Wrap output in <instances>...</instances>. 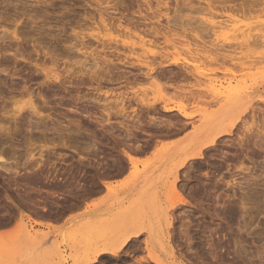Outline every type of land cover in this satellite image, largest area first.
I'll return each mask as SVG.
<instances>
[{
    "label": "rangeland",
    "instance_id": "1",
    "mask_svg": "<svg viewBox=\"0 0 264 264\" xmlns=\"http://www.w3.org/2000/svg\"><path fill=\"white\" fill-rule=\"evenodd\" d=\"M46 1L0 0V45L8 51L5 57L0 52V119L3 114L1 111L3 104H8L12 110L17 106L16 111L18 108H24L22 114L30 116L27 104L32 97L42 115L56 116L55 118L63 125L77 123L76 121L80 119L78 122L82 123V127L84 124L86 129L82 128L84 131L80 132L74 125L68 128L57 125L60 129V133L59 131L57 133L54 132V126L49 123L50 131L46 130L45 137L42 133H38L41 129H46L44 127L37 132L36 128L21 125L17 128L12 118L4 121V124H8L5 126L10 127L12 132L7 137L4 130V137L8 140L5 139L3 141L5 143L0 140V143L2 142L0 153L3 150L1 146L2 148L5 146L4 150L7 153L5 152L3 156L11 163V167L9 165L6 167L10 170L14 169L9 176L7 172L0 171V222L2 223H0V264L86 262L93 258L98 246L102 247L105 243L112 242L121 228L130 227L136 221L143 225L156 224L160 222L159 217L163 213L166 216L162 221L166 229L167 257L173 261L182 264L189 262L190 264H264V144L260 140L252 141L264 130V0L256 1L259 2L258 4L253 3L254 8H251V11L246 5L248 2L250 4V1L252 4L253 0H49L52 1H48L49 3ZM141 17L143 18L140 19ZM168 21L170 24H167ZM135 26H139L138 29ZM152 29L153 35L155 31H159L158 37L149 33ZM93 38H99L107 43L115 42L117 44H113L119 46L118 48L122 45L119 50H123H121L122 58L125 60L124 66L120 65L121 69L131 70L138 76L131 77L128 82H109L105 79L91 82L85 75L87 71L93 72L95 69L91 70V68H99L101 65L104 67L102 61L106 55L107 59H114L109 53L105 54L101 51V46ZM113 44L112 46L115 47ZM125 46L127 49L123 48ZM130 47L133 48L130 49L131 51ZM17 51L19 59L14 55ZM21 54L23 58L20 57ZM98 61L100 64L97 63ZM35 63H45L44 67L49 72L48 78ZM136 65L137 68H134ZM148 67L159 70L153 72L152 75L155 77L146 76L148 72L150 73ZM67 71L77 76H71ZM54 78L64 83L65 87H62L58 81H53ZM167 78L170 80L168 81ZM154 79L161 83L165 82L166 88L163 92L154 89L152 85ZM77 84H80V87ZM209 84H215L219 88L236 86L238 90L235 87L234 90L239 99L249 98L252 101V106L256 110L253 113L256 114L249 111L244 115L246 118L243 117L238 124L243 133L240 127L235 130L241 136V133L245 134L249 127L246 134L249 135L250 141L246 139L245 149L244 146L237 145V134L224 138V140H229L230 137L236 139L231 142L233 146L230 143L231 139L225 140L224 144L221 142L223 145L220 144L218 148L223 147V150L214 153L210 151L212 157L208 152L205 160L190 162L186 165L188 167L178 174V183H176L175 172L184 158L181 152L187 148V136L192 131L191 124H185V119L177 113V110L181 109L187 114L194 113L195 126H197L198 119L204 111H212L217 107L213 99L206 95L205 90L209 88ZM62 88L67 90L63 91ZM79 96L80 101L77 99ZM43 98L48 102V106ZM144 99L160 100L159 107L163 104L161 101L165 99L173 111L167 113L161 110L159 114L151 113L152 116H149L141 106V101ZM75 109L79 110V113ZM119 110L123 112L121 115ZM107 113L111 114L110 117ZM248 113L250 116H247ZM36 118L34 121L45 124V120ZM2 123L1 121L0 124ZM245 124L250 126L244 128L247 126ZM85 130L88 133L85 134ZM128 130L133 132L131 137L127 135ZM71 131L74 132L70 134ZM61 133L62 136H59ZM170 138L174 139L166 140ZM254 142H259V146L257 143H255L257 147L255 144L252 145ZM138 145L142 148L140 152ZM127 148L130 152L135 149L138 152L134 151L135 155H139L137 170L145 176H141L136 183L130 181V177H127L124 183L116 185L105 183V180L110 178L111 171L114 175L116 173L115 176H119V173L122 175L128 173V170H125L124 174L119 170L120 164L126 161L123 152ZM247 148L248 151L245 152ZM222 151H224L223 155L226 152V158L220 156ZM246 154L250 155V158ZM41 155H44L43 158ZM106 168L110 169L107 170L108 173ZM15 169L21 172V180L15 177ZM33 169L35 172L30 174ZM102 170L99 176V171ZM32 179L33 182H30ZM91 181L94 183L92 184ZM233 183L235 186H232ZM104 185L109 186L110 189H106ZM130 186L136 188L131 190ZM98 188L101 190H97ZM104 188L107 190L105 197L90 202L92 197L102 194ZM94 189L98 193L97 191L92 193L95 192ZM85 190L88 193L85 194ZM50 192L54 194L51 195ZM142 193L153 199V206L148 209V213L142 209L139 201L143 196ZM120 195L122 198H119ZM230 196L231 200H229ZM30 197L33 199V207L29 205ZM161 197H164L167 203L165 207L162 206ZM182 197L185 198V203L177 204L176 208H173V204L183 200ZM247 197L251 199L248 200ZM241 199H246L245 204H241L244 202ZM232 211L233 213L235 211V215L231 216L233 219L229 216ZM62 223L64 225L58 230L57 225ZM37 227H43L45 230H38ZM181 230H186L185 233L188 231L187 236H191L190 240L183 231L179 232ZM143 235L139 242L137 239L134 242L131 240L120 256L112 259L108 258L112 256L104 255L99 257L101 260L96 264H133L142 258H149L152 256V252L147 250L149 235L148 233ZM142 240H145L144 243ZM236 243L239 250L236 249L237 246L234 247ZM188 244L191 246L189 247ZM143 247L147 257L119 258L121 255L129 254V249ZM235 251L239 252V255ZM145 264L155 263L149 261Z\"/></svg>",
    "mask_w": 264,
    "mask_h": 264
},
{
    "label": "bare ground",
    "instance_id": "2",
    "mask_svg": "<svg viewBox=\"0 0 264 264\" xmlns=\"http://www.w3.org/2000/svg\"><path fill=\"white\" fill-rule=\"evenodd\" d=\"M38 1H40V0H38ZM42 1V0H41ZM49 0H47L46 1V3H49V2H52V1H49ZM131 1V0H130ZM225 1V0H224ZM248 1V0H247ZM246 1V2H247ZM256 1H258V0H253V2H252V4H251V1H250V4H249V2H248V4L246 5L249 9H250V11L254 8L253 6H254V4L253 3H259V2H256ZM259 1H261V0H259ZM263 1V0H262ZM128 2V1H127ZM245 2V1H244ZM43 3V2H42ZM45 3V2H44ZM121 3V2H120ZM132 3H134V2H132ZM20 4V3H19ZM23 3H21L20 5H22ZM51 4V3H50ZM117 4V3H116ZM127 4V3H126ZM130 4H131V2H130ZM246 4V3H245ZM256 4V6H258ZM54 5V4H53ZM53 5H52V7H53ZM113 6H116V5H113ZM121 6V5H120ZM255 6V7H256ZM112 7V6H111ZM116 7H118V6H116ZM122 7V6H121ZM252 8V9H251ZM259 8V7H258ZM264 8V7H263ZM123 9V8H122ZM129 9V8H128ZM256 9V8H255ZM258 10V9H257ZM261 10V9H260ZM117 11V10H116ZM121 11V10H120ZM123 12V11H122ZM121 12V13H122ZM126 13H128L127 11H125ZM110 13V12H109ZM108 13V14H109ZM113 13H114V11H113ZM116 13V12H115ZM120 13V12H119ZM124 13V12H123ZM123 15V14H122ZM107 16V15H106ZM127 16V15H126ZM128 16H129V13H128ZM131 16H133V15H131ZM130 16V17H131ZM123 17V16H122ZM124 17H125V15H124ZM146 17V16H145ZM110 18V17H109ZM128 18V17H127ZM126 18V19H127ZM143 17H141L140 19H142ZM129 19V18H128ZM144 20H146V19H144ZM144 20H141V21H144ZM127 21H129V20H126V22ZM138 21V20H137ZM103 22V21H102ZM121 22V21H120ZM125 22V21H124ZM123 22V23H124ZM129 22H131V21H129ZM145 22V21H144ZM170 21H168L167 22V24L169 23ZM108 23V22H107ZM132 23H134V22H132ZM131 23V24H132ZM136 23H139V22H136ZM151 23V22H150ZM104 24V23H103ZM106 24V23H105ZM104 24V25H105ZM109 24V23H108ZM111 24V23H110ZM170 24V23H169ZM107 25V24H106ZM117 25V24H116ZM125 25H126V23H125ZM130 25V24H129ZM128 25V26H129ZM144 25H146V24H144ZM261 25V24H260ZM113 26V25H112ZM120 26V25H119ZM147 26V25H146ZM150 26V25H149ZM259 26V25H258ZM257 26V27H258ZM263 26H264V24H263ZM118 27V26H117ZM121 27V26H120ZM139 27V26H138ZM138 27L137 26H135V28L136 29H138ZM143 27V26H142ZM170 27V26H169ZM256 27V26H255ZM125 27H123V29H124ZM144 28V27H143ZM150 28V27H149ZM154 28H155V25H154ZM120 29V28H119ZM151 29V28H150ZM156 29H157V27H156ZM133 30H134V28H133ZM143 30V32H144V29H142ZM142 30H141V32H142ZM131 31V30H130ZM137 31V30H136ZM152 31V32H151ZM149 33H152V35H153V29L151 30ZM261 31V30H260ZM264 31V30H263ZM129 32V31H128ZM133 32V31H132ZM140 32V33H141ZM19 33V32H18ZM158 33H159V31L158 32H154V35H155V37H156V35H157V37H158ZM11 34V33H10ZM160 34V33H159ZM7 35V34H6ZM6 35H4V36H6ZM9 35V34H8ZM14 35L15 36H18V35H16L15 33H14ZM148 35V34H147ZM146 35V36H147ZM153 35V36H154ZM11 36V35H10ZM149 36V35H148ZM7 37V36H6ZM2 38V37H1ZM13 38V37H12ZM12 38H11V41H12ZM141 38V37H140ZM96 42H97V44H99L100 46H101V51H103V52H105V54H106V52L107 53H109L112 57H114V59H107V55H106V57L103 59V65H104V67L101 65V66H99V68L98 67H96V68H91V70H94L93 72H89L88 73V71H87V74H85L86 73V71H85V73L84 72H82V74L84 75H86V76H88V78H89V80L91 81V82H93V81H102V80H104L105 79V81H109V82H113V81H129L130 79H131V77L132 78H135L136 76H138L137 74H135L134 72L132 73L131 72V70H128V68H127V70L128 71H126V70H122L121 69V66L123 65L124 66V64H123V61L125 60V58H122V56H123V53H122V51L121 50H119L121 47H122V45H121V47L120 48H118L119 46H115L117 43H115V42H113V43H115V45L113 44V43H107V42H105V41H103V40H101V39H99V38H93ZM3 40V39H2ZM14 40V39H13ZM17 40V39H16ZM4 41V40H3ZM10 41V42H11ZM22 41V40H21ZM2 42V41H1ZM14 42V41H13ZM12 42V43H13ZM83 42H85L84 40H83ZM96 42H94V43H96ZM147 42V41H146ZM3 43V42H2ZM4 44V43H3ZM17 44V43H16ZM112 44L115 46V47H113L112 46ZM15 45V44H14ZM214 45H212V47H213ZM4 47V46H3ZM8 47H10V45L8 46ZM128 47V46H127ZM228 47V46H227ZM12 48H13V46H12ZM15 48V47H14ZM68 48H70V47H68ZM124 49L126 48V46L125 47H123ZM10 49H11V47H10ZM43 49V48H42ZM71 49V48H70ZM127 49V48H126ZM131 49V47L129 48V50ZM133 49V48H132ZM131 49V50H132ZM135 49V48H134ZM212 49V48H211ZM9 50V49H8ZM12 50V49H11ZM14 50V49H13ZM44 50V49H43ZM68 50V49H67ZM130 50V51H131ZM215 50V49H214ZM70 51V50H69ZM71 51H73L72 49H71ZM0 52L2 53V55H4V57L6 56V53L8 52L7 50H5L4 48H2L1 47V45H0ZM11 52H13V51H11ZM47 53H48V51H47ZM19 53H18V51L14 54L15 55V57L17 58L19 55H18ZM48 54H50V53H48ZM51 54H53V53H51ZM45 55H47L46 53H45ZM223 55V54H222ZM20 57H22L23 58V56H22V54L20 55ZM56 57V56H55ZM58 57V56H57ZM224 57H226V56H224ZM16 58H14V59H16ZM49 58H51V57H49ZM53 59H54V57H52ZM111 58V57H110ZM122 58V59H121ZM227 58H228V56H227ZM7 59V58H6ZM17 59H19V58H17ZM100 59V58H99ZM9 60V59H8ZM7 60V61H8ZM101 60H102V58H101ZM46 61V60H45ZM164 61H165V59H164ZM225 61H227V60H225ZM128 62V61H127ZM228 62V61H227ZM40 63V62H39ZM39 63H35L36 64V66H38V67H40V69H41V71H43L44 72V74H45V77H47L48 78V76H49V72L45 69V67H44V65H45V63H43V64H39ZM57 63V62H56ZM97 63H99L100 64V62L98 61ZM162 63V62H161ZM102 64V63H101ZM128 64V63H127ZM163 64V63H162ZM174 64H176V63H174ZM54 65V64H53ZM83 65V64H82ZM121 65V66H120ZM125 65H126V63H125ZM132 65V64H131ZM130 65V66H131ZM71 66V65H70ZM85 66V65H84ZM87 66V65H86ZM95 66H96V64H95ZM97 66H98V64H97ZM119 66V67H118ZM128 66V65H127ZM82 67V66H81ZM92 67H93V65H92ZM101 67H103V68H101ZM133 67V66H132ZM131 67V68H132ZM137 68V65L136 66H134V68ZM140 67V66H139ZM84 68V67H83ZM87 68V67H86ZM149 68V67H148ZM164 68V67H163ZM89 69V68H88ZM125 69V68H124ZM140 69V68H139ZM36 70H38V69H36ZM69 70V69H68ZM87 70V69H86ZM122 70V71H121ZM157 70V69H156ZM154 68H149V71H150V73L148 72V74H146V76H154V75H152L153 74V72L154 71H156ZM164 70V69H163ZM166 70V69H165ZM164 70V71H165ZM179 70H181V69H179ZM90 71V70H89ZM130 71V72H129ZM141 71V70H140ZM139 71V72H140ZM158 72H159V70H157ZM68 72V71H67ZM69 72H71V70H69ZM68 72V73H69ZM73 72V71H72ZM81 72V71H80ZM138 72V71H137ZM142 72H144V71H142ZM162 72V71H161ZM184 72V71H183ZM157 73V72H156ZM163 73V72H162ZM167 73H168V71H167ZM173 73V72H172ZM70 74V73H69ZM105 74H106V76H105ZM169 74V73H168ZM175 74V73H174ZM64 75H66V74H64ZM71 75V74H70ZM73 75H74V73H73ZM73 75H71V76H73ZM84 75V76H85ZM164 75V74H163ZM170 75V74H169ZM168 75V77L170 78V76ZM173 75V74H172ZM75 76H77L76 74L74 75V77ZM108 76V78H105V77H107ZM178 76V75H177ZM155 77V76H154ZM157 77V76H156ZM164 77V76H163ZM66 78V77H65ZM169 78H167V80L169 81L170 79ZM67 79V78H66ZM70 79V78H69ZM72 79V78H71ZM87 79V78H86ZM140 79V78H139ZM164 79V78H163ZM166 79V78H165ZM176 79V78H175ZM74 80V79H73ZM84 80H85V78H84ZM88 80V79H87ZM88 80V81H89ZM143 80V79H142ZM155 80V79H154ZM174 80V79H173ZM53 81H58L61 85H62V87H65L64 86V83H62V82H60V80H58V79H56V78H54V80ZM79 81V80H78ZM104 81V82H105ZM136 81V80H135ZM137 81H138V79H137ZM161 81V80H160ZM166 81V80H165ZM80 82H82V81H80ZM139 82H141V80L139 81ZM167 82V81H166ZM231 82V81H230ZM229 82V83H230ZM83 83V82H82ZM86 83V82H85ZM100 83H102V82H100ZM124 83V82H123ZM165 83V82H164ZM164 83H161V82H158L157 80H155L154 81V83L152 84L153 85V87H154V89L156 88L159 92H163L164 90H165V88H166V86H165V84ZM103 84V83H102ZM118 84V83H117ZM135 84H137V83H135ZM78 86L80 85V84H77ZM83 85H84V83H83ZM100 85V84H99ZM115 85V84H114ZM133 85H134V83H133ZM148 85V84H147ZM152 85L150 86V87H152ZM77 86V87H78ZM209 86V88H206V95H208L210 98H212L213 99V102H215L216 104H217V107H216V109H214V110H212V111H204L201 115H200V118L198 119V122H199V124L197 125V126H195V123H196V117L193 115L194 113H192V114H187L186 112H184L183 110H181V109H178L177 111V113H179L184 119H185V124H191V128H192V131L190 132V134H189V136H187L188 137V146H187V148L186 149H184V151L182 150V152L181 153H183V156H184V158L181 160V163H180V165L177 167V169H176V172H175V181H177L178 180V174L181 172V170H183L185 167H186V165H189V163L190 162H193V161H195V160H197L198 162H199V159L201 160V159H204L205 157L207 158V153L209 152L211 155V157L213 156L212 155V153L211 152H217V151H221V150H223L221 147V149L220 148H218V146L221 144V142L224 144V142H225V140H228V139H225L224 140V138H228V136H231V135H233V134H237V145L238 146H240V147H243L244 146V148L246 149V147H245V145H247V143H245L248 139H249V135L248 134H246L247 133V130L249 131V127H248V125L250 124H245V125H247V126H244V128L245 127H248L247 128V130H246V133L245 134H242L243 132H242V130H241V127L240 126H238V124L239 123H241V121H242V118L244 117V115L247 113V112H251V113H253L254 111H256V110H254V108H253V106H252V101L249 99V98H247V99H239L237 96H236V86H234V87H225V88H222V87H220L219 88V86L217 87V85H215V84H213V85H208ZM80 87V86H79ZM67 88V87H66ZM66 88H62L63 89V91H66L67 89ZM177 88V87H176ZM79 89V88H78ZM148 89V88H147ZM146 89V90H147ZM235 89V90H234ZM240 89V88H239ZM55 90V89H54ZM167 90H168V88H167ZM238 90V89H237ZM81 91V90H80ZM150 91V90H149ZM146 93H147V91H145ZM150 93V92H149ZM41 94V93H40ZM55 94V93H54ZM8 95H10V94H8ZM18 95H20V94H18ZM5 96V95H4ZM7 96V95H6ZM85 96V95H84ZM83 96V97H84ZM11 97V96H10ZM38 97H40V95L38 96ZM43 97V96H42ZM78 97V96H77ZM64 98V97H63ZM85 98V97H84ZM35 99V98H34ZM38 99V98H37ZM68 99V98H67ZM79 101H80V96H79V98H77ZM82 99V98H81ZM89 99V98H88ZM124 99V98H123ZM122 99V100H123ZM46 100V99H45ZM83 100V99H82ZM81 100V101H82ZM85 100V99H84ZM83 100V101H84ZM43 101H44V98H43ZM85 101H87V100H85ZM128 101V100H127ZM6 102V101H5ZM36 101L35 100H33L32 99V97H31V99H30V101L28 102V104H27V111H29L30 113H31V115L30 116H27V115H25L24 113L22 114V112H23V110H24V108H18L17 109V111L15 110V108H17V106H14V110H12V109H10V106L8 105V104H3L2 106H1V111L3 112V114H2V118L0 119V122L2 121L3 123L2 124H0V140H2V142L5 140V139H7L8 140V136H10L11 135V128L10 127H6L8 124H4V121H6V120H8L7 118H12L13 120H12V122L13 123H15V125H16V127L18 128V125H21V126H26V127H31L32 129L34 128H36V131L38 130H40V128L42 127H44V128H46V129H41L38 133H42V135H44L45 136V134H47L46 133V130H49L50 131V128H48L49 126V123L50 124H52L53 126H54V132H57L58 133V131H59V133H60V129H59V126L62 128V127H65V128H68V127H70V126H72V125H74L78 130H80V132H81V130L82 131H84L82 128H84V129H86V127H85V125L83 124V126L84 127H82V123L81 122H78V121H80V119L78 120V121H76L77 123H70L69 125H65V123H64V125H63V123L61 122V121H59L58 119H56L54 116L52 117L51 116V114H49V115H42V113H41V110L39 109V106L35 103ZM38 102V101H37ZM44 102H47V101H44ZM43 102V103H44ZM66 102H67V100H66ZM160 102V100H153V101H149V100H142L141 101V106H143L142 108H144V110L148 113V115L150 116H152V114L154 113V115L155 114H159L160 113V111L162 110V111H164V112H167V113H169V112H172L173 111V108H170L169 106H168V103L166 102V100L165 99H163V101H161L163 104H162V106L161 107H159L158 106V103ZM6 103H8V102H6ZM121 103V102H120ZM48 104V102L46 103V106H48L47 105ZM69 104V103H68ZM161 104V103H160ZM262 104V103H261ZM71 105V104H70ZM73 105V104H72ZM8 106H9V108H8ZM125 106V105H124ZM257 106V105H256ZM54 107V106H53ZM83 107H85V105L83 106ZM127 107H128V105H127ZM131 107V106H130ZM258 107V106H257ZM256 107V108H257ZM50 109H52L51 107H50ZM84 109H86V108H84ZM88 109V108H87ZM122 108H120V110H121ZM76 110V109H75ZM83 110V109H82ZM89 110V109H88ZM87 110V111H88ZM119 110V115H121V113H123L122 111H120ZM126 110V109H125ZM90 111V110H89ZM124 111V110H123ZM143 111V110H142ZM144 111V112H145ZM262 111V110H261ZM260 111V112H261ZM76 112H78L79 113V110H76ZM260 112H258V113H260ZM263 112V111H262ZM81 113V112H80ZM90 113V112H89ZM88 113V114H89ZM143 113V112H142ZM152 113V114H151ZM81 114H84L83 112L81 113ZM110 114V113H109ZM108 113H107V116L109 115ZM125 114V113H124ZM123 114V115H124ZM134 114V113H133ZM249 115H247V116H250V113H248ZM253 114H256V113H253ZM262 114V113H261ZM260 114V115H261ZM263 114H264V112H263ZM262 114V115H263ZM111 115V114H110ZM110 115L108 116V117H110ZM147 115V116H148ZM33 116H34V118H33ZM46 116V117H45ZM91 116V115H90ZM251 116H254V115H251ZM257 116V115H256ZM35 117H37L36 119L38 120H45L46 122H45V124H43V123H41V122H39V121H34V119H35ZM87 117H89V116H87ZM86 117V118H87ZM178 117V116H177ZM76 118V117H75ZM93 118V117H92ZM126 118V117H125ZM149 118V117H148ZM244 118H246V116L244 117ZM249 118H252V117H249ZM254 118V117H253ZM18 119H20V121H18ZM91 119V118H90ZM263 119H264V117H263ZM87 120V119H86ZM158 120V119H157ZM163 120V119H162ZM170 120V119H169ZM245 120H247V119H245ZM251 120H254V119H251ZM73 121V120H72ZM82 121V120H81ZM89 121V120H88ZM91 121H92V119H91ZM96 121H97V119H96ZM154 121V120H153ZM181 121V120H180ZM244 121V120H243ZM249 121V120H248ZM155 122V121H154ZM246 122V121H245ZM256 122H258V121H256ZM84 123V122H83ZM138 123V122H137ZM158 123V122H157ZM170 123V122H169ZM181 123V122H180ZM243 123V122H242ZM248 123V122H247ZM253 123H255V122H253ZM253 123H251V124H253ZM259 123H260V121H259ZM259 123H257V124H259ZM182 124H183V119H182ZM244 124V123H243ZM250 124V125H251ZM256 124V125H257ZM261 124V123H260ZM6 125V126H5ZM57 125H59V126H57ZM162 125V124H161ZM164 125V124H163ZM174 125V124H173ZM242 125V124H241ZM249 125V126H250ZM264 125V124H263ZM179 126V125H178ZM185 126V125H184ZM184 126H183V128H184ZM253 126V125H252ZM51 127V126H50ZM140 127V126H139ZM167 127H169V126H167ZM180 127H182V126H180ZM237 127L240 129V131L242 132L241 133V136H239L238 135V133H236L235 132V130H237ZM254 127V126H253ZM260 127V126H259ZM264 127V126H263ZM31 128H29L30 130H31ZM73 128V127H72ZM141 128V127H140ZM139 128V129H140ZM160 128V127H159ZM187 128V127H186ZM27 129V128H26ZM28 129V130H29ZM52 129H53V127H52ZM71 129V128H70ZM164 129V128H163ZM168 129V128H167ZM243 129V128H242ZM251 129H252V127H251ZM264 129V128H263ZM4 130L6 131V133H7V137H4V135H5V132H4ZM29 130V131H30ZM169 130V129H168ZM244 130V131H245ZM253 130V129H252ZM251 130V131H252ZM256 130V129H255ZM262 130V129H261ZM260 130V131H261ZM32 131V130H31ZM30 131V133H31V135H32V132ZM48 131V132H49ZM64 131V130H63ZM86 132H85V134L86 133H88L87 132V130H85ZM158 131H160V130H158ZM162 131V130H161ZM259 131V132H260ZM34 132H35V130H34ZM68 132H69V129H68ZM72 132H74V131H71V133L70 134H72ZM79 132V131H78ZM166 132V131H165ZM159 133V132H158ZM161 133H163V132H161ZM161 133H159V134H161ZM255 133H256V131H255ZM74 134H76V133H74ZM156 134H157V132H156ZM167 134H169V133H167ZM251 134V133H250ZM259 134V133H258ZM69 135V134H68ZM127 135L128 136H132L133 135V132L132 131H129L128 133H127ZM138 135V134H137ZM255 135V134H254ZM253 135V136H254ZM260 135H262V136H260ZM59 136H62V133H61V135H59ZM135 136V135H134ZM46 137V136H45ZM68 137V136H67ZM69 137H70V135H69ZM127 137V136H126ZM234 137V136H233ZM55 138V137H54ZM61 138V137H60ZM72 138V137H71ZM133 138V137H132ZM152 138V137H151ZM69 139V138H68ZM230 139H231V137H230ZM229 139V140H230ZM233 139H236V138H233ZM233 139H231L230 140V143L232 142V140ZM247 139V140H246ZM255 140H253L252 139V141H256V140H260V141H262V143L264 144V130L263 131H261L260 132V134H259V136L258 137H255L254 138ZM75 140V139H74ZM145 140V139H144ZM224 140V141H223ZM228 140V141H229ZM76 141V140H75ZM148 141V140H147ZM250 140H248V142H249ZM1 142V143H2ZM227 142V141H226ZM234 142V141H233ZM0 143V144H1ZM3 143H5V142H3ZM143 143V142H142ZM152 143V142H151ZM176 143V142H175ZM181 143V142H180ZM230 143H226V144H230ZM244 143H245V145H244ZM251 143V142H250ZM255 143H257V142H254L252 145H254ZM259 143V142H258ZM257 143V144H258ZM66 144V143H65ZM139 144V143H138ZM173 144H174V142H173ZM223 144H221V146L223 145ZM225 144V147L227 146ZM233 143H231V145H232ZM69 145V144H68ZM130 145V144H129ZM149 145V144H148ZM147 145V146H148ZM151 145V144H150ZM181 145H183V144H181ZM234 145H236V143H234ZM236 145V146H237ZM251 144H249V146H250ZM4 146V145H3ZM133 146H134V144H133ZM139 146V145H138ZM229 146V145H228ZM233 146V145H232ZM255 146H256V144H255ZM258 146H259V144H258ZM263 145L261 144V147H262ZM70 147V146H69ZM86 147V146H85ZM140 147V146H139ZM139 147L138 148H136L137 149V151H138V149H139ZM186 147V146H185ZM231 147V146H230ZM257 147V146H256ZM260 147V148H261ZM4 148H5V146H4ZM4 148H2V146H1V149H3V150H1V153H0V171H1V173L4 171L5 173L7 172L8 173V175L7 176H9V173L10 174H12L13 172H12V170L14 169H12V170H10L9 168H7L6 166L7 165H11V163H10V161L8 162V161H6L5 160V158H4V156H3V154L6 152V150H4ZM176 148V147H175ZM229 148V147H228ZM233 148V147H232ZM237 148V147H236ZM7 149V148H6ZM90 149V148H89ZM130 149V148H129ZM135 149V150H136ZM141 147H140V149H139V151L138 152H140L141 151ZM219 149V150H218ZM230 149V148H229ZM228 149V150H229ZM239 149V148H238ZM245 149H243V150H245ZM134 150V151H135ZM144 150V149H143ZM180 150V149H179ZM259 150V149H258ZM129 151L128 150V148H127V150H124V157H125V159L124 160H126L125 162H124V164H120V166H121V169H119L120 170V172H124L125 173V170L127 171L128 170V173H127V176L128 177H130V181H135V183H136V181L141 177V176H145V175H141L140 173L141 172H139L137 169H139V168H137L138 167V156L137 155H135V152H137V151ZM211 151V152H210ZM234 151V150H233ZM248 151V148H247V150L245 151V152H247ZM256 151H257V149H256ZM134 152V153H133ZM137 152V153H138ZM224 151H222L221 152V154L223 153ZM238 152V151H237ZM250 152V151H249ZM248 152V153H249ZM7 153V152H6ZM5 153V154H6ZM226 153V152H225ZM225 153H224V155L222 154H220V156L222 157V156H225V158H226V155H225ZM216 154V153H215ZM230 154V153H229ZM218 155H219V153H218ZM217 155V156H218ZM233 155V154H232ZM247 155V154H246ZM43 156L44 155H41V158H43ZM208 156H209V154H208ZM215 156V155H214ZM234 156V155H233ZM242 156V155H241ZM247 156H249V158H250V155H247ZM237 157V156H236ZM244 157V156H243ZM60 158V157H59ZM84 158V157H83ZM217 158V157H216ZM215 158V159H216ZM223 158V157H222ZM231 158V157H230ZM234 158V157H233ZM248 158V157H247ZM239 159H240V157H239ZM245 159H246V156H245ZM253 159H254V157H253ZM12 160V159H11ZM122 160V159H121ZM120 160V161H121ZM205 160V159H204ZM211 160V159H210ZM116 161H118V160H116ZM123 161V160H122ZM253 161V160H252ZM91 162V161H90ZM204 162V161H203ZM213 162V161H212ZM229 163V162H228ZM227 163V164H228ZM13 164V163H12ZM195 164V163H194ZM239 164V163H238ZM244 164V163H243ZM14 165V164H13ZM108 165V164H107ZM49 166H50V164H49ZM100 166V165H99ZM114 166V165H113ZM201 166H202V164H201ZM246 166V165H245ZM11 167V166H10ZM13 167V166H12ZM41 167V166H40ZM103 167V165L101 166V168ZM110 167V166H109ZM115 167V166H114ZM117 167V166H116ZM188 167V166H187ZM186 167V168H187ZM211 167H212V165H211ZM229 167V166H228ZM16 168H17V166H16ZM42 168V167H41ZM117 168H119V167H117ZM105 169V168H104ZM103 169V170H104ZM191 169V168H190ZM197 169V168H196ZM198 169H200V168H198ZM228 169V168H227ZM241 169V168H240ZM239 169V170H240ZM16 170V169H15ZM34 170V169H33ZM38 170V169H37ZM37 170H36V172H37ZM85 170V169H84ZM103 170L102 171H99L100 172V175L99 176H101V174H102V172H103ZM107 170H109L110 171V169H107L106 168V171ZM112 170H113V168H112ZM117 170V169H116ZM225 170V169H224ZM228 170H230V169H228ZM241 170H243V169H241ZM248 170V169H247ZM25 171V170H24ZM90 171H92V170H90ZM97 171V170H96ZM109 171H107V173L109 172ZM210 171V170H209ZM215 171V170H214ZM35 172V170L32 172V173H30V174H33ZM81 172V171H80ZM86 172V171H85ZM95 172V171H94ZM105 172V171H104ZM113 171H111V173H112ZM114 172H118L119 173V171H114ZM206 172V171H205ZM21 172H18L17 170L14 172V174H15V177H19L20 178V180H21V174H20ZM111 173H110V177H112L113 175H114V173H112L113 175H111ZM117 173V174H118ZM123 173V174H124ZM199 173V172H198ZM222 173V172H221ZM13 174V175H14ZM96 174H97V172H96ZM96 174L94 175L95 177H96ZM104 175H106L105 173H103ZM121 173H119V175H120ZM183 174V173H182ZM232 174V173H231ZM24 175V174H23ZM35 175V174H34ZM98 175V174H97ZM103 175V176H104ZM115 175H116V173H115ZM114 175V176H115ZM122 175V174H121ZM1 176V175H0ZM3 176V175H2ZM27 176H28V174H27ZM33 176V175H32ZM37 176H39V175H37ZM113 176V177H114ZM183 176V175H182ZM222 176V175H221ZM231 176V175H230ZM11 177V176H10ZM24 177V176H23ZM30 177V176H29ZM28 177V180L30 179ZM40 177V176H39ZM185 177V176H184ZM89 178V177H88ZM100 179L101 178H103V177H99ZM181 178V177H180ZM186 178V177H185ZM221 178V177H220ZM2 179V178H1ZM17 179V178H16ZM72 178H70V180H71ZM93 179H94V177H93ZM106 179V178H105ZM109 178H107V180H108ZM183 179V178H182ZM189 179V178H188ZM191 179V178H190ZM232 179V178H231ZM24 180H26V179H24ZM40 180V179H39ZM38 180V181H39ZM42 180V179H41ZM45 180V179H44ZM43 180V181H44ZM48 180V179H47ZM76 180V179H75ZM181 180V179H180ZM216 180H217V178H216ZM14 181V180H13ZM16 181V180H15ZM17 181H19V180H17ZM33 182V179L32 180H30V182ZM95 181H96V178H95ZM187 181V180H186ZM42 182V181H41ZM70 182V181H69ZM99 182V181H98ZM198 182V181H197ZM25 183V182H24ZM29 183V182H28ZM91 183H92V181H91ZM94 183V182H93ZM92 183V184H93ZM100 183V182H99ZM124 183V182H123ZM128 183V182H127ZM130 183V182H129ZM176 183H178V181L176 182ZM175 183V184H176ZM201 183V182H200ZM218 183V182H217ZM231 182H229V185H231L230 184ZM32 184H34V183H32ZM31 184V185H32ZM78 184V183H77ZM87 184V183H86ZM89 184V183H88ZM87 184V185H88ZM180 184V183H179ZM179 184H177V185H179ZM202 184V183H201ZM226 184H228V183H226ZM225 184V185H226ZM236 184V183H235ZM239 184V183H238ZM35 185V184H34ZM65 185V184H64ZM69 185V184H68ZM95 185V184H94ZM97 185V184H96ZM99 185V184H98ZM137 185V184H136ZM191 185V184H190ZM199 185V184H198ZM214 185V184H213ZM234 185V183L232 184V186ZM237 185V184H236ZM241 185V184H240ZM17 186V185H16ZM62 186V185H61ZM125 186V185H124ZM182 187H183V185H181ZM185 186V185H184ZM211 186V185H210ZM235 186V185H234ZM21 187V186H20ZM32 187V186H31ZM30 187V188H31ZM53 187V186H52ZM59 187V186H58ZM71 187V186H70ZM98 187H102V186H98ZM104 187L107 189H110L109 188V186H107V185H104ZM200 187V186H199ZM228 187V186H227ZM250 187V186H249ZM13 188V187H12ZM14 188H16V187H14ZM22 188V187H21ZM20 188V189H21ZM29 188V187H28ZM61 188V187H60ZM63 188V187H62ZM65 188V187H64ZM76 188V187H75ZM82 188V187H81ZM94 188V187H93ZM93 188H91V189H93ZM96 188V187H95ZM131 190H133L134 188H136L135 186L134 187H132V186H130L129 187ZM138 188V187H137ZM145 188V187H144ZM147 188V187H146ZM178 188V187H177ZM201 188V187H200ZM204 188H205V186H204ZM203 188V189H204ZM230 188H233V187H231L230 186ZM33 189V188H32ZM31 189V190H32ZM35 189V188H34ZM57 189V188H56ZM77 189H80V187H77ZM83 189V188H82ZM85 189V188H84ZM179 189V188H178ZM189 189V188H188ZM202 189V188H201ZM208 188H206V191H208L207 190ZM18 190V189H17ZM28 190H30V189H28ZM39 190H41V189H39ZM39 190H37V191H39ZM58 190V189H57ZM56 190V191H57ZM60 190V189H59ZM67 190V189H66ZM65 190V191H66ZM70 190V189H69ZM87 190V189H86ZM85 190V194L86 193H88V191H86ZM97 190H101V189H97ZM96 190V191H97ZM143 190V189H142ZM225 190V189H224ZM227 190V189H226ZM248 190H251V189H248ZM27 191V190H26ZM56 191H55V194H56ZM61 191V190H60ZM81 191V190H80ZM80 191H77V192H79L80 193ZM83 192H84V190H82ZM94 191H95V189H94ZM96 191L95 192H92V193H96ZM182 191V190H181ZM198 191H199V189H198ZM25 192V191H24ZM34 192V191H33ZM40 192V191H39ZM38 192V193H39ZM44 192V191H43ZM47 192V191H46ZM57 192H59V191H57ZM76 192V191H75ZM76 192V193H77ZM175 192V191H174ZM173 192V193H174ZM199 192H202V191H199ZM204 192H205V190H204ZM31 193V192H30ZM60 193V192H59ZM71 193V192H70ZM78 193V194H79ZM89 193H91V192H89ZM91 193V194H92ZM97 193H98V191H97ZM101 193V192H100ZM99 193V194H100ZM149 193V192H148ZM183 193V192H182ZM181 193V194H182ZM228 193V192H227ZM226 193V194H227ZM253 193V192H252ZM43 194H45V193H43ZM50 194L51 195H53L51 192H50ZM68 194V193H67ZM143 194V193H142ZM150 195H151V193H149ZM195 194V193H194ZM207 194V193H206ZM209 194H210V192H209ZM233 194H235V193H233ZM233 194H232V196H233ZM18 195V194H17ZM48 195V194H47ZM62 195V194H61ZM81 195V194H80ZM129 195V194H128ZM179 195V194H178ZM196 195V194H195ZM253 195H254V193H253ZM252 195V196H253ZM50 196V195H49ZM56 196V195H55ZM85 196V195H84ZM206 196V195H205ZM227 196V195H226ZM229 196V195H228ZM237 196V194L235 195V197ZM246 196V195H245ZM251 196V195H250ZM51 197V196H50ZM193 197V196H192ZM191 197V198H192ZM243 196H241V198H242ZM86 198V197H85ZM138 198V197H137ZM183 198V197H182ZM214 198V197H213ZM217 198V197H216ZM226 198H229V197H226ZM246 198V197H245ZM248 198H250L251 199V197H247V199ZM257 198V197H256ZM179 199H181V198H179ZM184 199L185 198H183V200H180V201H178V202H176L175 204H173V208L175 207V205H177V204H183V203H185V201H184ZM220 199V198H219ZM232 198H231V196H230V198H229V200H231ZM233 199H234V197H233ZM236 199V198H235ZM255 199V198H254ZM137 200V199H136ZM139 200V199H138ZM153 199L152 198H150V197H148V196H146V195H144L143 194V196H141L140 197V202H141V204H142V209L144 210V211H146V213H148V209L149 208H152V206H153V201H152ZM215 200V199H214ZM240 200V199H239ZM244 200V199H243ZM242 199H241V201H243ZM246 200V199H245ZM244 200V202H241V204L242 203H244L245 204V201ZM249 200V199H248ZM234 201V200H233ZM134 203H135V201H134ZM236 204H238V203H236ZM240 204V205H241ZM88 205V204H87ZM136 205V204H135ZM228 205V204H227ZM88 206H90V205H88ZM221 206V205H220ZM219 206V207H220ZM238 206V205H237ZM243 206H246V205H243ZM65 207V206H64ZM228 207V206H227ZM242 207V206H241ZM176 208V207H175ZM234 209H236V208H234ZM238 209V208H237ZM247 209V208H246ZM68 210V209H67ZM245 210V209H244ZM72 211V210H71ZM145 213V212H144ZM208 213V212H207ZM213 213V212H212ZM234 213H235V211H234ZM233 213V211L231 212V215H229L230 217L232 216V214H234ZM177 215V214H176ZM235 215V214H234ZM217 216V215H216ZM43 217V216H42ZM166 216H165V214L163 213V214H161L160 215V222H158V223H156V224H152V225H148V224H138L137 223V221L136 222H134V223H132L133 225H131L130 227H124V228H121V231H119V233H118V236L112 241V242H110V243H108V244H104V246H102V247H97L96 249H95V252H94V256H93V258H90L89 260H87L86 262H81V263H79V264H96V262H98L99 260H101L99 257H101V256H104V255H108V256H112V257H117L118 255L120 256V254H121V252L124 250V248L128 245V243L131 241V240H133V239H137V241L139 242V239L142 237V235L144 234V233H148V235H149V241H147V250H150V252H152V256H150L149 258H140L141 260H139V261H135V262H137V263H135V262H133V264H145V263H147V262H149V261H152V262H154L155 264H182V263H180V262H175V261H173L171 258H166L165 257V255L167 256V248H166V246H165V233H166V229L164 228V224H163V219H166L165 218ZM175 218V217H174ZM232 218V217H231ZM3 219V218H2ZM233 219V218H232ZM10 220V219H9ZM183 220V219H182ZM53 221V220H52ZM183 222V221H182ZM181 222V223H182ZM1 223V222H0ZM220 223V222H219ZM2 224V223H1ZM186 224V223H185ZM182 225V224H181ZM168 226V225H167ZM181 227V226H180ZM120 229V228H119ZM172 229V228H171ZM212 229V228H211ZM183 230H181V231H179V232H182ZM185 231L186 230H184L183 232L185 233ZM174 233V232H173ZM187 233H188V231H187ZM187 233H185V235L187 236ZM211 233V232H210ZM172 234V233H171ZM182 234V233H181ZM189 234V233H188ZM229 234V233H228ZM182 235H180V237H181ZM186 236H183L185 239H187L186 238ZM208 236V235H207ZM219 236V235H218ZM187 237H189V240H190V235L189 236H187ZM226 237V236H225ZM225 237H223V239H225ZM39 239V238H38ZM37 239V240H38ZM210 239V238H209ZM215 239V238H214ZM36 240V239H35ZM212 240V239H211ZM227 240V239H226ZM230 240V239H229ZM110 241V240H109ZM186 241H188V240H186ZM204 241V240H203ZM213 241V240H212ZM232 241V240H231ZM37 242V241H36ZM190 242H192V241H190ZM194 242V241H193ZM208 242V241H207ZM227 242H230V241H227ZM226 242V243H227ZM38 243L40 244V242L38 241ZM188 243V242H187ZM209 243V242H208ZM235 243V242H234ZM35 244H37V243H35ZM212 244V243H211ZM237 244V243H236ZM138 245H139V243H138ZM146 245V244H145ZM189 245V247L191 246L190 244H188ZM209 245V244H208ZM210 246V245H209ZM213 246V245H212ZM237 246V247H236ZM240 246V245H239ZM139 247V246H138ZM179 247V246H178ZM181 247V246H180ZM214 247V246H213ZM228 247V246H227ZM234 247H236V249L237 250H239L238 248V244L237 245H235ZM192 248H194V247H192ZM216 248V247H215ZM219 248H221V246L219 247ZM190 249V248H189ZM203 249V248H202ZM223 249V248H222ZM228 249V248H227ZM215 250V249H214ZM220 250V249H219ZM224 250V249H223ZM236 250V251H237ZM196 251H197V249H196ZM233 251H234V249H233ZM235 251V252H236ZM191 252V251H190ZM194 252V251H193ZM209 252V251H208ZM180 253V252H179ZM197 253V252H196ZM211 253V252H210ZM210 253H209V255H210ZM213 253V252H212ZM234 253V252H233ZM239 252H236V254H238ZM182 254V253H181ZM192 254V253H191ZM203 254V253H202ZM201 254V255H202ZM235 254V255H236ZM171 255V254H170ZM196 255V254H195ZM212 255H214V254H212ZM216 255V254H215ZM239 255V254H238ZM179 256V255H178ZM181 256V255H180ZM188 256V255H187ZM198 257L197 258H199V255H197ZM208 256V255H207ZM181 257H183V256H181ZM186 257V256H185ZM191 257H192V255H191ZM202 258H203V256H201ZM190 258V257H189ZM193 258V257H192ZM212 258V257H211ZM217 258V257H216ZM222 258V257H221ZM113 259V258H112ZM115 259H118V258H115ZM212 259H214V258H212ZM218 259V258H217ZM225 259V258H224ZM86 260V259H85ZM187 260V259H186ZM103 261V260H102ZM127 261V260H126ZM134 261V260H133ZM188 262H189V260H187ZM196 261V260H195ZM119 262H120V259H119ZM125 262V261H124ZM184 262H186L185 260H184ZM193 262V261H192ZM191 262V263H192ZM202 262V261H201ZM208 262V261H207ZM211 262V261H210ZM122 263V262H121ZM128 264V263H127ZM189 264H190V262H189Z\"/></svg>",
    "mask_w": 264,
    "mask_h": 264
},
{
    "label": "crops",
    "instance_id": "3",
    "mask_svg": "<svg viewBox=\"0 0 264 264\" xmlns=\"http://www.w3.org/2000/svg\"><path fill=\"white\" fill-rule=\"evenodd\" d=\"M177 138V137H176ZM174 138H170V139H166V140H173ZM127 174H124V175H119V176H112V177H110L108 180L106 179L105 180V183H107V184H112V185H116V184H119V183H123L126 179H127ZM107 194V190L104 188V190H103V193L102 194H100V195H98V196H95V197H92L91 199H90V202L91 201H99V200H101V199H103V197H105V195ZM119 198H122L121 197V195H120V197ZM110 199V198H109ZM111 199H112V197H111ZM161 200H163V203H162V206L163 207H165V205H167V203H165V201H164V197H161ZM64 224L62 223V224H58L57 226L59 227L58 228V230L60 229V227H62ZM36 229H38V230H45V228H43V227H37ZM143 236H145V235H143ZM148 239V238H147ZM146 239V240H147ZM134 240L136 241V239H133V242H134ZM139 241H140V239H139ZM144 241L145 240H142V242L144 243ZM142 257H147V252L144 250V247L142 248V253L140 254V256H138L137 258H142ZM165 257L166 258H168L166 255H165Z\"/></svg>",
    "mask_w": 264,
    "mask_h": 264
},
{
    "label": "flooded vegetation",
    "instance_id": "4",
    "mask_svg": "<svg viewBox=\"0 0 264 264\" xmlns=\"http://www.w3.org/2000/svg\"><path fill=\"white\" fill-rule=\"evenodd\" d=\"M130 130H128V132H129ZM95 161H97L96 159H94ZM29 205L31 206V207H33V199H32V197H30L29 198ZM44 211H46V210H44ZM140 252H142V249L140 248V249H129L128 250V253L129 254H124V255H121V257H119V258H137L138 256H140ZM108 258H113V257H108Z\"/></svg>",
    "mask_w": 264,
    "mask_h": 264
}]
</instances>
